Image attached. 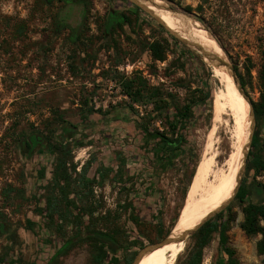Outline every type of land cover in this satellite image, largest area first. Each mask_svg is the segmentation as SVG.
I'll return each mask as SVG.
<instances>
[{
  "label": "rangeland",
  "instance_id": "1",
  "mask_svg": "<svg viewBox=\"0 0 264 264\" xmlns=\"http://www.w3.org/2000/svg\"><path fill=\"white\" fill-rule=\"evenodd\" d=\"M174 2L179 8L166 4L181 13H184L183 8L190 7V13L195 18L203 19L212 29L222 43V51L230 56L224 52L227 61L237 68L236 73L240 83H244L242 89L248 101L257 102L261 94L259 70L264 64V0ZM0 4L4 9L0 16H9L10 0H1ZM89 6L88 30L92 34L93 48L89 50L91 53L85 69L66 70L68 58L65 59L64 49L60 82L56 84L42 87L24 85L22 79L27 77H22L24 72L18 70L14 71V85L4 84L0 77V251L8 252L11 245L14 257L33 264H45L57 254L77 227L72 222H62L59 223V231L41 214L45 202V168L52 154L48 151L26 154L18 144L25 142L30 134L38 133L46 138L49 146H58V138L63 131L58 119L63 117V126L70 133L63 139L71 140L69 155L72 160L77 155L73 150L82 140L83 144L91 146L87 151V160L96 162L99 160V147L105 139L112 153L109 154L111 159L107 158L112 160L108 166L113 164L115 155L124 159L122 175L116 179L108 173L110 167L102 169L98 180L92 182L90 200L96 208L93 217H104L102 223L105 226H117L126 240L124 247L115 252L107 249L108 256L102 264H108L112 256L117 259V264H125V258L133 252L135 258L142 249L163 242L167 237L162 235L164 232L169 230L170 234L172 231L185 201V198H180L181 186L187 183L192 164L202 159L213 126L207 105L200 108L193 106L190 120L177 124L176 128V132L184 138L183 151L177 152L178 156L171 165L155 172L151 145L145 144L139 130L136 129L135 136H126L120 141L108 135V132L121 126L126 133V128L135 127V121L147 124L150 129L169 132L168 123H178L179 118L171 105L167 110L157 111L152 99L133 98L127 94L122 88L125 80L142 81L148 89L155 88L163 99L170 94L178 106L197 101L203 94L211 103L214 91L224 86L213 77L212 72H208L211 64H207L197 50L174 40L164 28L158 26L156 20L140 9L137 11V7L129 1L91 0ZM110 10L124 13L130 21L105 35L103 27ZM32 16L30 13L31 25L38 30L42 22L38 13ZM0 32H6V29L0 26ZM155 40L165 47L163 61L153 60L145 47ZM10 100L12 102L9 104ZM87 109L109 114L103 117L95 113L81 121L79 114ZM159 121L160 129L156 125ZM225 123H218L211 137L215 159L219 164L227 163L241 144L233 123ZM104 134L108 137H104ZM134 153L138 157L136 164L130 159ZM42 162L48 163L47 166H42ZM42 174L43 177H40ZM244 176L245 167L240 180ZM256 180L264 182V172ZM94 185L98 187L96 193L93 192ZM140 194L155 202L153 213L149 214L145 208L148 207L147 200H135ZM251 200L254 203L262 201L258 188ZM126 203L135 208L129 211L131 216L121 210ZM243 206L232 200L225 206L235 217L226 233L227 242L235 250L241 264H264V255L257 252V243L264 238V234L249 236L240 228ZM157 222L161 225H157ZM104 225L98 227L102 229ZM261 225L264 227V221H261ZM133 231L140 237L142 245L130 246L136 236ZM93 243L91 239L73 241L59 255L58 264H93L92 257L97 256ZM189 243L190 237H187L174 264H182ZM218 256L219 242L215 235L203 249L202 264H215Z\"/></svg>",
  "mask_w": 264,
  "mask_h": 264
},
{
  "label": "trees",
  "instance_id": "2",
  "mask_svg": "<svg viewBox=\"0 0 264 264\" xmlns=\"http://www.w3.org/2000/svg\"><path fill=\"white\" fill-rule=\"evenodd\" d=\"M165 2L174 4L179 8L178 4H176L174 0H165ZM136 10L139 11L138 8H136ZM190 10V7H185L182 9L184 13L195 18L190 13ZM110 13L117 15L119 20H116V24L112 28L105 29V32L103 29L105 35L109 34L113 29L120 27L123 23H129L130 21L124 13L118 12L117 10H110L109 14ZM195 20L203 24L204 28H206V30L211 33L220 47L224 49L221 41L212 31V29L206 24V22L201 18H195ZM158 26L162 28L160 25ZM145 47L149 51L153 60H165V47L160 41L155 40L151 43H148ZM225 53L227 54V52ZM227 56L230 58L228 54ZM233 68L235 71L237 70L235 66ZM259 80L261 94L257 102H252L256 125L254 127L250 148L246 158L245 176L241 179L238 189L232 199V201L244 204L241 210L243 221L240 224V228L245 234L249 236L259 233L264 234V227L261 225V221H264V182L256 180V177L260 173L264 172V64L259 70ZM241 85L244 86L242 81ZM122 88L133 98L142 97L152 99L155 104V110L157 111L167 110L170 105L173 106L175 109V115L177 118H179L178 123H168L167 127L169 132L159 131L156 128L150 129L147 124L135 121L134 128L142 133L145 144L151 145L155 172L163 171L166 166L171 165L177 158V152L183 151L184 138L180 133L176 132V128L177 124H185L188 122V120H190L193 115V106L197 105V107L200 108L202 105H207L209 113L212 111V97L210 103V100L206 94H203V96L198 98L197 101H191L185 105L178 106L174 102V97L172 95L169 94L167 96L168 98L163 99L155 88L148 89L145 83L142 81L125 80ZM95 113L100 114L103 117L109 114L108 112L100 113L91 109H87L83 114H79L80 120L85 121L89 115ZM58 120L61 122L60 125L63 128V131L58 138L60 144L58 146H55V144L50 145L46 148V151L50 152L54 156V160L52 167V177L50 180L45 181L43 186V198L45 202L43 204L41 214L50 222L51 225L55 224L59 231H61L58 228L59 223L62 222H72L77 228L74 235L68 241H66L64 247L61 248L57 254L53 255L45 264H58L59 255L63 253V251L68 246H70L73 241H81L83 239L93 240V246L97 250V256L95 257L94 255L92 257V263L102 264L108 256L107 249L115 252L117 249L124 247L123 244L126 242V240L121 235L120 230L117 229V226H105L102 223V221L105 219L104 217H93V213L95 212L96 208L90 200L91 186L93 182V178H89L88 176V169L90 165L87 161L81 167L80 172L76 171V165L72 162V157L69 155L71 150V140L63 139L65 135H70V133L67 131V127L63 126V117ZM77 146L86 145L83 144L82 140H80L77 143ZM110 148L113 149L112 146ZM117 156L118 155H115L114 167L107 169L108 173L112 174L113 179H116V177H120L122 175L121 168L125 163L124 159L121 157L118 158ZM198 163L195 162L192 164L187 183L181 186V200H184L188 193L189 185L192 181ZM98 172L102 174V170H98ZM40 177H43V174ZM235 188L236 184L226 197L222 206L229 201L233 195V192L235 191ZM256 188L259 189L260 196L262 197V201L260 203H254L251 200V197L256 193ZM153 195L154 192L151 196ZM152 198L154 201V197ZM135 200L142 202L147 200V197H144L140 194L137 196V198H135ZM150 200H147L148 207H145L149 210V214L153 213V209L156 207L155 202H150ZM132 208L133 207L130 203H126L121 207V210H123L128 216H131L129 211ZM133 209L135 210V208ZM229 209L230 208H224L218 212L212 218L204 222L190 236V243L186 247L182 264H202L203 249L209 244L215 235L218 236L219 242V256L216 259L215 264H241L235 255V250L227 242L226 233L229 230L230 223L235 219L234 214L229 213ZM114 220L115 218H113V221ZM98 225L104 226L102 229H100ZM157 225H161L160 222H157ZM132 233L136 234L134 231ZM168 234L169 230L164 232L162 235L167 236ZM139 239L140 237L136 234L130 246L142 245ZM12 250L13 247L10 245L8 252L4 253V251H0V264H33L22 261L19 257H14ZM257 252L260 255H264V238L257 243ZM134 254L135 253L133 252L129 257L125 258L124 263L132 264ZM108 264H117V259L113 256L110 257Z\"/></svg>",
  "mask_w": 264,
  "mask_h": 264
},
{
  "label": "bare ground",
  "instance_id": "3",
  "mask_svg": "<svg viewBox=\"0 0 264 264\" xmlns=\"http://www.w3.org/2000/svg\"><path fill=\"white\" fill-rule=\"evenodd\" d=\"M136 1L160 18L174 33L186 39L193 47L200 49L204 54V61L211 64L209 65L213 77L224 85L213 93L211 111L213 126L209 132V141L207 145L205 144L203 157L195 169L184 205L168 236L170 241L145 249L135 263L174 264L177 255L182 252L183 241L175 242L173 239L195 228L206 217L216 212L237 184L241 147L249 141L250 113L247 102L243 99L232 77L224 67L217 65L215 60L217 58L224 60V53L206 28L191 18L192 16L189 17L181 12H170L167 2L164 3L163 0ZM228 121L233 123L241 144L239 143L236 154L231 156L227 163L219 164L215 159L216 152L215 149L213 150L214 141L211 137L218 123L226 124L225 122ZM233 135L235 136L234 133Z\"/></svg>",
  "mask_w": 264,
  "mask_h": 264
},
{
  "label": "flooded vegetation",
  "instance_id": "4",
  "mask_svg": "<svg viewBox=\"0 0 264 264\" xmlns=\"http://www.w3.org/2000/svg\"><path fill=\"white\" fill-rule=\"evenodd\" d=\"M89 4L91 0H10L9 16H0V26L6 29L0 32V77L4 84L14 85L15 70L24 72L21 75L27 77L22 79L24 85L42 87L60 82L64 49L65 59L68 58L66 70L85 69L89 50L93 48L92 34L88 30ZM3 12L0 6V13ZM30 13L39 15L42 23L38 30L31 25ZM116 20L119 17L108 12L104 32L112 28ZM31 72L35 74L30 75ZM18 146L31 155L46 151L49 145L44 136L32 133Z\"/></svg>",
  "mask_w": 264,
  "mask_h": 264
},
{
  "label": "water",
  "instance_id": "5",
  "mask_svg": "<svg viewBox=\"0 0 264 264\" xmlns=\"http://www.w3.org/2000/svg\"><path fill=\"white\" fill-rule=\"evenodd\" d=\"M127 1H129L132 5L136 6L138 9H140V10L146 12L148 15H150L154 20L157 21L158 25H160L162 28H164L175 39H177L178 41H180L181 43H183L187 47L197 50L202 55V59H203L204 54L200 51V49H197L196 47H193L186 39H184V38L180 37L179 35H177L176 33H174L170 28H168L162 22V20L160 18H158L156 15H153L152 13H150L147 9H145L136 0H127ZM168 10L170 12H179L178 10H176V9H174L172 7H169V6H168ZM189 17H191V16H189ZM223 53H224V51H223ZM223 58H224V60H221V59H218V58L216 59L215 58L216 59L215 61H216L217 65L224 67V69L229 73V75L232 77L233 81L236 83L238 90L241 92L242 96L244 97L245 101L247 102V104L249 106V113H250V120H251V122H250L251 129H250L249 141L247 143H244L243 146H242L243 150L241 149V160H240L239 170L237 172V181H236L237 184H236L235 191L233 192V195L231 196V198L229 199V201L225 205H223L221 208H219L216 212H214V213L210 214L208 217H206L195 228L189 230L188 232H184L178 238L173 239L175 242L184 241L187 237H190L204 222H206L208 219L212 218L218 212H220L221 210H223L225 208V206L233 199V197H234V195H235V193H236V191L238 189V186L240 184V181H241L240 180V175H241V173H242V171H243V169L245 167L247 154H248V151H249V148H250L251 139H252V135H253L254 127H255L254 126L255 116H254V112H253V106H252V103L249 102L248 99H247V97L245 96V94L243 92V89H242V85H241L240 80L238 78V75H237L236 71L234 70L233 66H231L230 63L227 61V59L225 57V54H224ZM208 72H211L210 67H208ZM168 236H169V234L167 235V237L165 238V240L163 242L159 243V244H162V243H165V242H169L170 240L168 239ZM147 248H149V247H147ZM147 248L142 249L137 254V256L134 258L132 264H135L137 262V260L139 259V256L141 255V253L144 252L145 249L147 250Z\"/></svg>",
  "mask_w": 264,
  "mask_h": 264
},
{
  "label": "crops",
  "instance_id": "6",
  "mask_svg": "<svg viewBox=\"0 0 264 264\" xmlns=\"http://www.w3.org/2000/svg\"><path fill=\"white\" fill-rule=\"evenodd\" d=\"M127 131L125 133V131H123L121 126H118L117 128H115L114 130L108 132V135H112L115 138L117 137V141H120L122 138L126 137V136H130L133 135L135 136V133L137 132L136 129L133 127H129L126 128ZM112 132V133H111ZM108 135L104 134V137H108ZM105 140H102L101 146L99 147L100 153H99V157L96 162H92V161H88L87 157L89 156V152L88 149L91 148V146H78L76 147L75 150H73L77 155L76 157L72 160V162L76 165V171L80 172L81 167L84 165L85 162L88 161L89 169H88V176L89 178H93V180H95V177L98 175V177H100V172H98V170H102L105 169L107 167H114V162L113 164H110V166H108L109 163L112 162V160H107V158L111 159V157H109V154H112L110 152V150L108 149V144L105 143ZM116 141V142H117ZM136 141V140H135ZM136 143V142H135ZM134 143V144H135ZM46 152V151H44ZM114 158V157H113ZM132 158L133 160V164H136V160H137V156H135L134 154L132 155V157H130V159ZM53 160H54V156L52 155V158L49 162V165H52L53 167ZM52 161V162H51ZM129 161V159H128ZM42 166L46 167L48 163L45 164V162H42ZM52 177V173L50 178ZM45 181L48 180V174H47V170L45 168V177H44Z\"/></svg>",
  "mask_w": 264,
  "mask_h": 264
},
{
  "label": "built area",
  "instance_id": "7",
  "mask_svg": "<svg viewBox=\"0 0 264 264\" xmlns=\"http://www.w3.org/2000/svg\"><path fill=\"white\" fill-rule=\"evenodd\" d=\"M128 68V66L126 67V69ZM160 121L159 122H157V126H158V128H159V125H160ZM160 129V128H159ZM46 170H47V174H48V179H50V176H51V173H52V165H48L47 166V168H46ZM98 175L95 177V180H98ZM97 189H98V187L96 186V185H94L93 186V192L94 193H96L97 192Z\"/></svg>",
  "mask_w": 264,
  "mask_h": 264
}]
</instances>
